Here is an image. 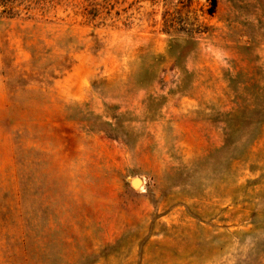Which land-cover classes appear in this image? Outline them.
Returning a JSON list of instances; mask_svg holds the SVG:
<instances>
[{"label":"rangeland","instance_id":"rangeland-1","mask_svg":"<svg viewBox=\"0 0 264 264\" xmlns=\"http://www.w3.org/2000/svg\"><path fill=\"white\" fill-rule=\"evenodd\" d=\"M0 264H264V0H0Z\"/></svg>","mask_w":264,"mask_h":264},{"label":"bare ground","instance_id":"bare-ground-1","mask_svg":"<svg viewBox=\"0 0 264 264\" xmlns=\"http://www.w3.org/2000/svg\"><path fill=\"white\" fill-rule=\"evenodd\" d=\"M142 180L141 178H137V180L133 181V185L135 184L136 186H138L139 188L142 187Z\"/></svg>","mask_w":264,"mask_h":264},{"label":"water","instance_id":"water-1","mask_svg":"<svg viewBox=\"0 0 264 264\" xmlns=\"http://www.w3.org/2000/svg\"><path fill=\"white\" fill-rule=\"evenodd\" d=\"M137 180V178H135L133 181ZM133 181H132V184H133Z\"/></svg>","mask_w":264,"mask_h":264},{"label":"trees","instance_id":"trees-1","mask_svg":"<svg viewBox=\"0 0 264 264\" xmlns=\"http://www.w3.org/2000/svg\"><path fill=\"white\" fill-rule=\"evenodd\" d=\"M212 2H214L215 0H211Z\"/></svg>","mask_w":264,"mask_h":264}]
</instances>
